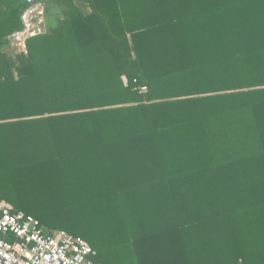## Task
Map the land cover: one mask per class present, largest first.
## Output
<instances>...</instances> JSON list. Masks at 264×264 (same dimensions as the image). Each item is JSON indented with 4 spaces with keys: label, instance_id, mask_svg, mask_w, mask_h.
Here are the masks:
<instances>
[{
    "label": "trees",
    "instance_id": "trees-1",
    "mask_svg": "<svg viewBox=\"0 0 264 264\" xmlns=\"http://www.w3.org/2000/svg\"><path fill=\"white\" fill-rule=\"evenodd\" d=\"M42 2L14 53L0 0L1 198L94 264H264V0Z\"/></svg>",
    "mask_w": 264,
    "mask_h": 264
},
{
    "label": "built area",
    "instance_id": "built-area-1",
    "mask_svg": "<svg viewBox=\"0 0 264 264\" xmlns=\"http://www.w3.org/2000/svg\"><path fill=\"white\" fill-rule=\"evenodd\" d=\"M94 254L82 237L64 230L45 233L36 217L15 211L0 196V264H94Z\"/></svg>",
    "mask_w": 264,
    "mask_h": 264
},
{
    "label": "rangeland",
    "instance_id": "rangeland-1",
    "mask_svg": "<svg viewBox=\"0 0 264 264\" xmlns=\"http://www.w3.org/2000/svg\"><path fill=\"white\" fill-rule=\"evenodd\" d=\"M44 6L34 5L31 9L26 11L23 21L26 28L21 34H36L38 32H44L47 30V26L53 17L51 12L46 13ZM28 38V37H26ZM24 35L16 37L14 44H11L12 52L19 53L20 50H25L27 48L26 39ZM25 41V42H24Z\"/></svg>",
    "mask_w": 264,
    "mask_h": 264
},
{
    "label": "crops",
    "instance_id": "crops-1",
    "mask_svg": "<svg viewBox=\"0 0 264 264\" xmlns=\"http://www.w3.org/2000/svg\"><path fill=\"white\" fill-rule=\"evenodd\" d=\"M37 5L44 6V9H45V4H44L43 2H40V3L38 2ZM21 35H24L25 38H26V37H29V36L34 35V34H21V33H17V34H15V35L13 36V38H12V43H11V44H14V42L16 41V37H20ZM26 39H27V38H26ZM24 42H25V41H24ZM22 51H26V49H25V50H20V52H22Z\"/></svg>",
    "mask_w": 264,
    "mask_h": 264
}]
</instances>
